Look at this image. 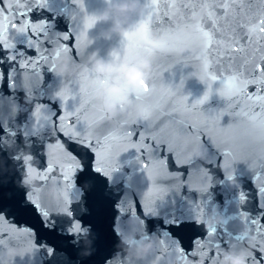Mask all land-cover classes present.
Listing matches in <instances>:
<instances>
[{
  "label": "water",
  "instance_id": "obj_1",
  "mask_svg": "<svg viewBox=\"0 0 264 264\" xmlns=\"http://www.w3.org/2000/svg\"><path fill=\"white\" fill-rule=\"evenodd\" d=\"M0 264H264V0H136L0 72Z\"/></svg>",
  "mask_w": 264,
  "mask_h": 264
}]
</instances>
